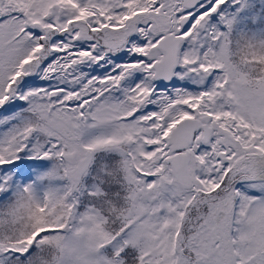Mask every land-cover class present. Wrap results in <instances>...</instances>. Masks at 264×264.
I'll return each mask as SVG.
<instances>
[{"label":"snow or ice","instance_id":"6c2138e0","mask_svg":"<svg viewBox=\"0 0 264 264\" xmlns=\"http://www.w3.org/2000/svg\"><path fill=\"white\" fill-rule=\"evenodd\" d=\"M0 264H264V0H0Z\"/></svg>","mask_w":264,"mask_h":264}]
</instances>
